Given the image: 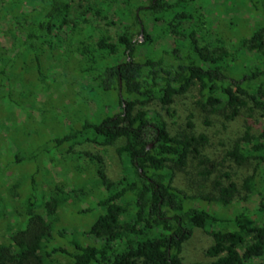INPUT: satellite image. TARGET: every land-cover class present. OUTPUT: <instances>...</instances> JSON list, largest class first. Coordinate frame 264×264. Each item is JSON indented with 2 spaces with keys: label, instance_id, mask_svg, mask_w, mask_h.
I'll return each instance as SVG.
<instances>
[{
  "label": "trees",
  "instance_id": "trees-1",
  "mask_svg": "<svg viewBox=\"0 0 264 264\" xmlns=\"http://www.w3.org/2000/svg\"><path fill=\"white\" fill-rule=\"evenodd\" d=\"M194 1H124L121 7L118 0H87L72 20V0H0V217L9 218L0 264H64L59 258L68 264H187L182 252L195 228L213 243L207 262L189 264H264V127L253 133L264 118V0H223L227 11L216 7L215 16L193 23ZM113 17L120 25L115 37L99 25L114 24ZM140 33L143 42L134 38ZM56 81L70 95L58 110L49 108ZM83 82L88 94L82 98ZM94 87L117 99L104 116L88 113L97 99ZM195 87L203 113L229 122L243 117L225 166L202 153L206 135H171L163 119L145 109L158 102L169 113L174 99ZM48 113L66 114L61 136L49 133ZM116 141L123 142L116 153L128 181H111L101 159L86 154L94 183L68 194L73 207L88 202L76 215L97 214L82 232L93 242L82 243L56 228L63 204L57 197L64 192L51 182V171L64 149ZM192 160L197 187L209 191L188 195L174 186L177 171ZM23 166L29 181L10 192L7 179ZM251 216L259 222L240 223Z\"/></svg>",
  "mask_w": 264,
  "mask_h": 264
},
{
  "label": "rangeland",
  "instance_id": "rangeland-1",
  "mask_svg": "<svg viewBox=\"0 0 264 264\" xmlns=\"http://www.w3.org/2000/svg\"><path fill=\"white\" fill-rule=\"evenodd\" d=\"M87 0H72V11H71V19H75L78 14H80L83 9L81 5ZM120 2L121 7L124 5V1H128L133 5L142 4V0H118ZM223 0H197L190 4L194 9L198 10L194 13V18L192 22H197L196 18L199 20H204L205 18L210 19L211 16H215L217 13L215 8H223L222 6ZM143 3H146L143 1ZM223 10L227 11V9ZM140 14L148 18L150 14L146 11L141 10ZM215 14V15H214ZM233 12L228 15L225 13H221L217 15L220 18H228L233 16ZM114 24L100 23V28L107 34L112 37H115L116 34L120 31V25L117 26V17H113ZM257 25L263 24L262 21H257ZM148 29L147 32L153 31V25L150 22H147ZM138 37L140 42L144 41L143 34H136L134 38ZM171 44V43H170ZM54 83V82H53ZM56 83V84H55ZM52 87L55 88L54 92H52V98L55 101L53 106L49 108H58L63 105V102L66 99H70V95L67 91L61 92L58 86V81H56ZM87 83H82V88L79 91V94L83 98L88 94V90L85 88ZM94 91L96 93L97 99L96 101H90L88 105L89 111L88 113L93 117L104 116L107 114V107H113L117 105V99L115 97L110 96L109 94L104 93L101 90H97L94 87ZM40 101H44L46 96L41 94L38 96ZM51 98V100H52ZM198 100L197 89L196 87L191 89L187 94L183 96L176 97L174 102L172 103L169 113H167L158 102L151 103L145 109L150 112V115L157 114L159 115L163 121L167 124V129L171 135L188 133L194 136L199 134H204L207 137V144L203 148L202 153L206 156L210 157L212 161L220 162L224 166L228 163V161H224L225 154L229 150L231 144L239 137L242 131V122L243 117H237L233 121H226L219 114H205L201 111L200 107L197 105L196 101ZM100 103L101 106H104V109H100L99 106H96V103ZM69 112V111H68ZM79 112V111H78ZM80 114H83V109L80 110ZM19 115V122H23L25 119L24 115L17 112ZM39 113L33 112V116L38 120ZM56 114L48 113L46 114V123L49 133L56 136H61L64 132L68 130V122L66 118V114L61 115L60 117H55ZM69 116V115H68ZM69 121V120H68ZM190 125L188 126V124ZM79 124V123H78ZM8 126V125H7ZM45 126V125H44ZM43 126V127H44ZM42 127V128H43ZM264 127V118H259L258 124L254 126L253 133H259ZM122 141H116L113 145L107 147L97 146L91 143L81 142L78 145L74 146L71 153H68L65 149L61 152L57 153V160L55 162L56 169L55 171H51L53 173L51 182L63 188L64 193H60L57 197V200L63 201L61 208L57 211L59 222L56 224L57 229L65 228L67 234L74 235L75 238L79 239L82 243H90L93 242L91 239H87L83 237L82 232L86 230L92 217L97 215L92 212L90 215H86L84 217H80L76 215V209H86L88 202L79 203L78 207H73L71 203H69L68 194H71L72 191L78 188L77 186H91V183H94L95 173L94 169H92L91 165H88V162L85 159L86 154H90L93 156H98L102 161V166L104 167L105 174L108 179L113 182H121L125 183L129 179V175L125 171V166L119 159L116 148L122 145ZM80 159H77L76 156ZM197 160H192L189 163V166L184 171H177L176 177L174 179V186L178 189L183 190L188 195H194L199 193V188L197 187L199 181L196 177V169ZM73 166H75L73 168ZM20 172H18L16 177L12 179H7L8 184L6 185L11 192V187L16 184L20 189L23 184H26L29 181V172L26 167H21ZM239 177L243 175L241 170H238ZM8 176V175H7ZM19 182V184L17 182ZM200 191H209V188H205ZM13 192V191H12ZM65 200V201H64ZM252 200L257 201V197H253ZM194 206H201L199 203H194ZM235 207V205L233 206ZM94 213V214H93ZM3 214V213H1ZM7 215H2L0 217V242L4 239L3 233L5 232V228L8 222ZM259 222V219L256 216H251L250 218L240 219L241 224L251 225L252 223L256 224ZM221 227H225L223 224ZM213 243L211 236L207 235L203 230L195 228L193 229V233L191 238L185 243L182 257L185 263H196V262H207L208 258L205 255V251L209 248ZM73 251V248L70 249ZM59 261L68 264L67 260L64 258H59ZM261 260H253L251 264H256Z\"/></svg>",
  "mask_w": 264,
  "mask_h": 264
}]
</instances>
